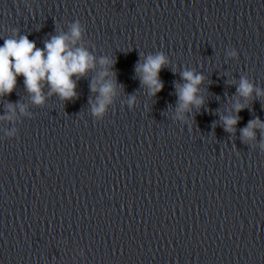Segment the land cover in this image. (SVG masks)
Segmentation results:
<instances>
[{
    "label": "clouds",
    "instance_id": "9594fccd",
    "mask_svg": "<svg viewBox=\"0 0 264 264\" xmlns=\"http://www.w3.org/2000/svg\"><path fill=\"white\" fill-rule=\"evenodd\" d=\"M84 31L79 21L73 22L68 31L58 30L57 34L44 42L43 48H37L35 42L29 40L27 35H21L18 29H13L12 36L5 38L3 46H0V98L11 94L17 86V78L22 76L26 92L30 95L32 103L37 106L44 105L46 99L53 95L58 96L61 101L74 99L77 96L76 80L85 77L89 71L96 68V57L80 44ZM230 55L235 56L236 52L232 51ZM142 60V63L138 62L136 65V73L141 84L155 96L164 87L159 77L160 71L169 65L170 60L164 52L148 54L143 56ZM99 63L105 70L99 72L98 77L90 85L92 92L99 93L97 102L92 107L96 117L104 115L107 106L112 103L117 88L114 79H106L114 76L110 71L114 60L105 56L100 58ZM180 76L185 82L175 85L178 97L176 112L178 118L182 120L184 119L182 114L204 105L200 86L206 77L194 69H185L180 72ZM44 86L49 89L47 93L44 92ZM254 93L256 98L264 97V90L255 87L245 76H241L236 94L250 101ZM135 100V96L129 97L130 107L134 105ZM233 107L237 115L221 117L223 128L229 133L235 132V126L239 122L238 114L246 105L237 102ZM17 109L21 114H27L22 103H8L5 115L0 119L11 121ZM256 129L264 134V122L259 118L250 120L247 126L240 130L242 139L245 142L255 139Z\"/></svg>",
    "mask_w": 264,
    "mask_h": 264
}]
</instances>
